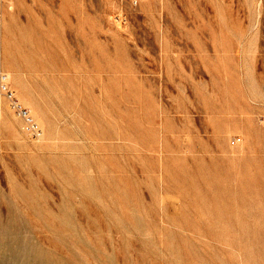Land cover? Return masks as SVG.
<instances>
[{
	"label": "rangeland",
	"instance_id": "rangeland-1",
	"mask_svg": "<svg viewBox=\"0 0 264 264\" xmlns=\"http://www.w3.org/2000/svg\"><path fill=\"white\" fill-rule=\"evenodd\" d=\"M0 72V264H264V0H0Z\"/></svg>",
	"mask_w": 264,
	"mask_h": 264
},
{
	"label": "built area",
	"instance_id": "built-area-1",
	"mask_svg": "<svg viewBox=\"0 0 264 264\" xmlns=\"http://www.w3.org/2000/svg\"><path fill=\"white\" fill-rule=\"evenodd\" d=\"M135 5L138 0H133ZM0 89L4 96L7 98L11 110L16 113L24 122V131L31 139L38 140L43 136V129L39 122L32 115L30 110L26 108L16 96L15 91L11 87V82L6 73L0 72ZM238 138L235 139V142Z\"/></svg>",
	"mask_w": 264,
	"mask_h": 264
},
{
	"label": "bare ground",
	"instance_id": "bare-ground-1",
	"mask_svg": "<svg viewBox=\"0 0 264 264\" xmlns=\"http://www.w3.org/2000/svg\"><path fill=\"white\" fill-rule=\"evenodd\" d=\"M8 76V75H7ZM9 77V76H8ZM42 138V137H41Z\"/></svg>",
	"mask_w": 264,
	"mask_h": 264
}]
</instances>
